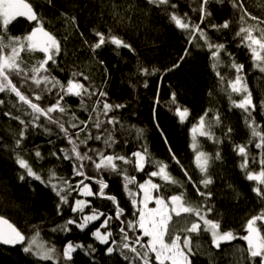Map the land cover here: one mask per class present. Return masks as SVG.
<instances>
[{"label":"trees","instance_id":"trees-1","mask_svg":"<svg viewBox=\"0 0 264 264\" xmlns=\"http://www.w3.org/2000/svg\"><path fill=\"white\" fill-rule=\"evenodd\" d=\"M26 1L43 22L44 29L60 42L61 51L56 57V64L49 62L48 65L50 75L61 84L67 85L68 80L73 78L72 73H82V76L77 75L75 79L90 91L97 92L96 95L83 97V105L87 111L81 106V97L65 96L61 106L67 109V113L62 115L53 112L51 118L62 120L77 142L86 140L89 130L95 137L103 134L105 128L110 129L111 126L106 121L112 116L124 125V128L116 125V131L112 134L117 143L111 149H104L101 141L88 140L87 145L80 146V153L83 155L87 149L96 148L104 149L106 155L128 157L133 151L147 148L149 160L166 164L168 174L177 182L165 185L159 177L152 178L161 185L160 195L167 200L171 195L182 194L185 204L196 208L206 203L212 206V212L207 218L218 221L221 232L232 231L237 236L246 235L244 228L247 221L264 213V198L253 192L256 182L245 179L246 172L260 171V150L255 148L258 138L251 136L245 123L246 119L251 118H246L240 109L232 106L231 101L238 103L240 96L233 94L231 100L229 99L227 83L234 79L235 73L228 67V57L221 52V64L217 69L224 77L221 83L211 68L210 55L199 35H195L190 43L193 33L178 29L169 21L168 13L175 11L182 18L186 15V22L199 24L212 42L226 44L227 52L233 54L235 62L244 65L242 75L246 78L247 88L251 91L252 102L256 106L251 117L255 119L257 131L264 134V109L261 107V102L264 101V73L253 67L251 57L245 48L238 47L241 41L236 37V32L242 26L240 18L243 10L250 13L251 17L264 21V0H211L204 6L205 11L211 15H206L203 23L200 22L202 0H169V5L159 7L149 4L147 0ZM233 2L237 7L232 6ZM173 4L176 5L174 9L171 7ZM251 17L244 16L243 26L257 24ZM225 20L229 21L228 29L217 32L211 28L212 25H221ZM35 26L36 22L29 23L23 17H18L8 26L4 42L8 43L9 36L27 35ZM259 28H264V23H260ZM97 32L104 34L105 43L93 50L92 46L99 41ZM110 35L130 44L134 51L112 45L108 42ZM43 58V54L39 52L21 53V67L31 75L30 69ZM142 69H148L149 74H143ZM83 77L88 79L84 80ZM11 78L21 93L40 108L47 109L55 103L56 90L49 95L35 89L31 84L21 86L22 81L15 76ZM99 91L106 93V97L100 98ZM172 93H175L180 108L189 111L183 123L174 114L176 105L172 103ZM34 95H40L41 99H33ZM0 99L4 100V104L0 105V214L11 220L28 238L38 230L40 241L55 247L56 255L61 257L60 264H64L62 253L68 241L73 244L82 243L85 250L91 244L96 250L86 255L85 250L77 249L69 264H133L119 255L120 234L117 229L120 225L115 220L110 201L86 198L92 207L113 216L108 228L101 229L102 232L111 230L117 241V251L112 255L105 254L106 248L111 246V240L108 245H102L91 236V232L100 227L105 217L90 224L83 232L75 225H69L71 231L67 233L52 231L70 217L77 218L70 211V207L74 199L83 198L73 193L69 196L68 204L61 206L60 211L63 214L59 215L57 205L60 201L51 187L47 186L50 171H54L58 178L69 180L73 185L82 179L73 176L72 163L65 160L60 152V149H68L70 145L55 124H50L45 117L40 116L38 123L43 127H29L17 147L15 141L20 138L23 126L5 113L19 116L26 123L30 116L23 110L24 106L12 107L17 103L14 95L0 93ZM97 99H106L113 106H125L110 112L107 117L102 114V107L97 109L101 111L99 119L105 121L100 130L93 127L97 119L93 112ZM216 114L219 115L218 123L214 119ZM73 115L77 121L87 122L85 131H80L84 124L76 129L69 126L68 118ZM201 116H205V130L220 142L215 143L199 135ZM194 126L198 129L195 134L191 131ZM45 128L47 132L44 131ZM135 129H143V135L137 137ZM228 129H231L230 134ZM76 132H80L79 137ZM236 145H244L246 148L248 167L245 171L239 167L243 157L234 151ZM36 151L41 153L42 159L35 156ZM196 152H203L210 157L207 175L212 178L213 183L206 189L200 184L205 177L194 163ZM217 152L220 154L219 160L216 159ZM17 154L41 176L44 184L27 177L24 181L19 180V176L25 173L16 163ZM117 163L121 168H127V175L135 176L137 183L148 179V172L157 170L155 165L148 164L144 172L138 173L131 165H123L119 161ZM84 170L89 177L94 175L91 164L87 161ZM188 177H191V181ZM103 179L108 184L106 195L115 196L120 207L124 209L121 219H132L133 210L122 188L120 177L114 175L110 178L105 174ZM57 182L53 180V183ZM86 183L91 184L93 192L98 190V186L91 180ZM129 188L136 191L135 185H129ZM196 188L201 192H211V198L205 201L204 197L198 195ZM260 188L264 192V185ZM85 214H90V208H85ZM192 221L191 216H183L179 220L173 216L174 224L170 225V233H180L182 242V230ZM256 226L264 235V222L257 221ZM125 228L130 237L129 243L143 254L145 249L134 242L136 234L126 226ZM166 239L170 242V238ZM23 246L25 245L0 246V264H56L55 261H38L30 253H24ZM191 247L192 264H251L246 242L241 239L222 243L220 249H215L209 235L202 230L199 236L192 234ZM124 251L130 257L134 256L127 249ZM134 264L143 262L136 258ZM150 264H155L154 255L151 256ZM256 264H259V258Z\"/></svg>","mask_w":264,"mask_h":264},{"label":"snow or ice","instance_id":"snow-or-ice-1","mask_svg":"<svg viewBox=\"0 0 264 264\" xmlns=\"http://www.w3.org/2000/svg\"><path fill=\"white\" fill-rule=\"evenodd\" d=\"M151 5L159 7L161 5H169V0H147ZM211 0H202L200 7V22L203 23L206 15H211L210 12L205 11V5H208ZM222 2V0H217ZM233 7H237V4L233 2ZM174 9L176 5H171ZM250 13L243 10L241 15V27L236 32L241 43L238 47H243L247 50V54L251 57L252 65L255 69L264 73V28H259L260 23L256 17H251L252 20L257 21L256 25L243 26L245 23L244 16ZM18 17H23L29 23L36 22V26L32 28V31L25 36H9L8 43L4 42V34L7 33L8 26ZM168 18L178 29L193 33L190 37V43L195 39V35H199L200 40L203 42L206 50L210 55L211 68L218 78L223 83L224 77L220 75L217 70L218 65L221 64V52L228 57L230 63L228 67L234 71V79L229 80L227 83L226 91L229 99L231 96L236 94L241 97L240 101H231L234 108L240 109L246 118V126L250 130V134L253 138H258V142L255 143V148L260 150V157L258 163L260 165L259 173L246 172L245 179L248 181L256 182V186L253 188V192L257 196L264 198V192H261V185H264V134L257 131L258 126L255 124V119L251 117V113L255 111V105L252 102L251 91L248 90L246 84V78L243 73L244 65L235 62V58L232 53L227 52V46L224 43H214L208 37L207 32L200 27L199 24H191L190 21L186 22L185 17L178 16L175 11L168 13ZM74 19V18H73ZM211 28L217 32L222 29L229 28V21L225 20L221 25H212ZM96 35L99 37V41L92 46L93 50L100 48L105 43V36L103 33L97 32ZM108 42L116 47L127 48L130 51H134L130 44H127L122 39L115 35L108 37ZM7 50V51H6ZM60 42L54 35L47 32L43 27V22L39 20L37 14L32 9L30 4L24 2V0H0V93L7 96H15L17 103L12 107L24 106L23 110L27 115L30 116V120L26 123L20 119L19 116H11V113H5L12 119H16L23 126L20 132V138L15 141L16 146L19 147L21 141L24 139V133L29 127H43L38 123L40 116L46 118L50 124H55L57 128L63 133L67 143L70 145L68 149H60L61 154L65 160L72 163L73 176L82 177L75 185L69 180L64 178L56 177L54 171H50L47 186L51 187L54 194L58 197L60 203L57 205V211L59 215L63 213L60 211L61 206L67 205L69 196L76 193L78 196L83 198L74 199L73 205L70 207V211L77 218H69L63 224L53 228L52 231H71L69 225H75V227L83 232L89 227L90 224L100 220L101 217H105L100 227L96 228L91 232L92 238L102 245H108L111 240V246L106 248V255H112L117 251V241L113 236L111 230L102 232L101 229L108 228L110 222L113 221V216L106 214L105 212L99 211L96 207L90 205V201L86 198L93 197L96 199H102L110 201L114 208L115 220L119 222L117 231L120 234V243L118 245L119 255L123 257L125 261H131L134 264L136 258L142 260L143 264H150L151 256L154 255L155 264H192L191 256L193 255L191 247L192 234L199 236L203 230L204 233L208 234L211 240V245L215 249H220L221 244L230 243L236 239H241L246 242V250L249 253V259L251 264H256L257 258H259V264H264V235L261 234L260 229L256 226L257 221L264 222V213L252 217L247 221L244 231L247 233L243 236H237L232 231H220V223L218 221L208 219V215L212 212V206L202 204L199 208L188 206L185 204L183 195H171L167 200L159 194L161 185L154 183L152 178L159 177L165 185L176 184L177 182L168 174L167 165L162 164L158 161H150L147 148L143 150H137L131 152L130 156L125 157L123 155L116 154H105L104 149H111L117 141L114 139L113 132L116 131V125H120V128H124V125L120 124V121L112 116L108 118L106 123L111 126L104 129L103 134H97L95 137L91 135V131H88V137L86 140L77 142L65 128L62 120H53L51 113L59 112L60 114H66L67 109L61 106L65 96H76L81 97V106L87 111V108L83 105L84 96L96 95V91H90L86 88L83 83L78 82L75 77L77 75L82 76L83 74L72 73V79H69L67 85L61 84L55 77H52L49 73L48 65L51 62L53 65L56 64V57L60 54ZM42 53L44 58L37 62V65L30 69L31 75L21 67V53ZM187 55V52L185 53ZM143 74L148 75V69L141 70ZM155 71V70H153ZM12 76L22 81L21 86L31 84L35 89H39L43 93L52 94L53 90H56V100L47 109L40 108L37 103H33L32 99L23 95L19 88L12 82ZM87 80V77H83ZM43 85V88H41ZM145 87L147 85L145 84ZM98 96L105 98L106 93L99 91ZM33 99L39 101L40 95H34ZM171 100L175 107V115L179 121L183 123L188 115V109H181L175 99V93H172ZM158 103V101H157ZM4 104V100L0 99V105ZM102 107V114L107 117L110 112L118 110L124 105L117 104L113 106L107 103L106 99H97L96 105L93 108L97 119L93 127L100 130L105 121L99 119L101 115L100 109ZM261 107L264 109V101L261 102ZM207 116V112L205 113ZM205 116H201L199 120V135L207 137L218 143L210 132L204 128ZM215 121L219 122V115L214 116ZM91 120V114L89 115ZM69 126L73 129L79 127L80 124H84V127L80 131L87 129V122L77 121V118L73 115L68 118ZM134 127V126H133ZM45 132L48 130L45 128ZM192 133H197L198 129L196 126L192 128ZM228 133H231V129H228ZM137 137L143 135V129H135ZM80 132H76V136L79 137ZM88 140L101 141L104 145V149L89 148L82 155L79 151L81 145H87ZM195 149V145L192 146ZM234 151L238 156L243 157V162L239 165L242 171H245L248 167V157L246 148L244 145H236ZM89 153H92L90 155ZM52 155H56L52 153ZM35 156L38 159H42L39 151L35 152ZM216 159H220L219 152L216 153ZM254 162L256 158H253ZM91 164V170L94 173L92 177H89L85 170V162ZM117 161L123 165H131L136 172H144L146 165H155L157 170L150 171L147 173L148 179L142 183H137L135 176L127 175V168H121ZM210 157L203 152L195 153L194 163L200 173L204 175V179L200 181V184L206 189L209 184L213 183L210 176L207 175L209 168ZM16 163L21 169L24 170V175L19 176V180L24 181L26 177L28 179H35L40 181L42 184L45 182L41 179V176L33 171L29 163L20 157L16 156ZM108 174L112 176H119L122 181V188L125 194L129 198L130 205L132 207V219H121L124 216V209L120 207L119 201L113 195H106L105 189L108 188V184L104 181L103 176ZM187 175V173H185ZM99 177V178H97ZM57 180V183H53V180ZM191 181V177H188ZM91 180L98 186L96 192L92 191L90 183L86 181ZM129 185H135L136 191L130 190ZM195 186V185H194ZM198 195L204 197L205 201L211 198V192H201L199 188H196ZM156 195H153V193ZM155 203V207L150 208L149 203ZM85 208H90V214H85ZM206 209V210H205ZM173 216L179 220L183 216L193 217V221L183 228V241L181 242L180 233H170V225H173ZM135 233V244L140 245L145 249L143 254L137 251V248L129 243L130 237L126 228ZM145 238L146 242H145ZM170 238V242L169 239ZM0 244L4 245H25L22 247L24 253H30L38 261H55L56 264H60L61 257L56 255V249L54 246H48L46 242L40 241V234L37 230L31 238L26 237L19 229H17L9 220L5 217L0 216ZM77 249L85 250V246L82 243L73 244L68 241L63 248L62 259L64 264H69L72 260L73 253ZM127 249L134 256H129L125 253ZM96 250L91 244L88 245L85 250L86 255L94 253Z\"/></svg>","mask_w":264,"mask_h":264},{"label":"rangeland","instance_id":"rangeland-1","mask_svg":"<svg viewBox=\"0 0 264 264\" xmlns=\"http://www.w3.org/2000/svg\"><path fill=\"white\" fill-rule=\"evenodd\" d=\"M25 3L29 4L26 0H24ZM154 182V181H153ZM155 183V182H154ZM153 195H156V193L154 192ZM149 207L152 208V207H155V203L154 201L149 203Z\"/></svg>","mask_w":264,"mask_h":264},{"label":"bare ground","instance_id":"bare-ground-1","mask_svg":"<svg viewBox=\"0 0 264 264\" xmlns=\"http://www.w3.org/2000/svg\"><path fill=\"white\" fill-rule=\"evenodd\" d=\"M0 216H2V217H5V216H3V215H1L0 214ZM6 218V217H5ZM7 220H9L8 218H6ZM14 226H15V224L11 221V220H9ZM16 227V226H15ZM17 228V227H16ZM1 246V245H0Z\"/></svg>","mask_w":264,"mask_h":264},{"label":"water","instance_id":"water-1","mask_svg":"<svg viewBox=\"0 0 264 264\" xmlns=\"http://www.w3.org/2000/svg\"><path fill=\"white\" fill-rule=\"evenodd\" d=\"M0 245H1V246H5V247H6V246H9V245H4V244H0Z\"/></svg>","mask_w":264,"mask_h":264}]
</instances>
